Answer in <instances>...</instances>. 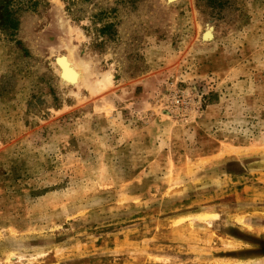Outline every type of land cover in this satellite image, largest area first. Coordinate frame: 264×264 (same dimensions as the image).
<instances>
[{"label": "rangeland", "instance_id": "374dc122", "mask_svg": "<svg viewBox=\"0 0 264 264\" xmlns=\"http://www.w3.org/2000/svg\"><path fill=\"white\" fill-rule=\"evenodd\" d=\"M0 264H264V0H0Z\"/></svg>", "mask_w": 264, "mask_h": 264}, {"label": "bare ground", "instance_id": "6f19581e", "mask_svg": "<svg viewBox=\"0 0 264 264\" xmlns=\"http://www.w3.org/2000/svg\"><path fill=\"white\" fill-rule=\"evenodd\" d=\"M175 1V0H169ZM211 29L208 28L206 37L211 38ZM60 57V58H59ZM59 58V59H58ZM57 66L59 67L60 74L65 82L71 84H77L82 79V72L75 61L67 54L57 56L56 58Z\"/></svg>", "mask_w": 264, "mask_h": 264}, {"label": "built area", "instance_id": "2783aa9c", "mask_svg": "<svg viewBox=\"0 0 264 264\" xmlns=\"http://www.w3.org/2000/svg\"><path fill=\"white\" fill-rule=\"evenodd\" d=\"M173 104L177 109L184 114L188 109V100L183 98L181 95L177 94L173 97Z\"/></svg>", "mask_w": 264, "mask_h": 264}, {"label": "water", "instance_id": "95a60500", "mask_svg": "<svg viewBox=\"0 0 264 264\" xmlns=\"http://www.w3.org/2000/svg\"><path fill=\"white\" fill-rule=\"evenodd\" d=\"M59 58H60V57H59ZM59 58H58V59H59Z\"/></svg>", "mask_w": 264, "mask_h": 264}]
</instances>
